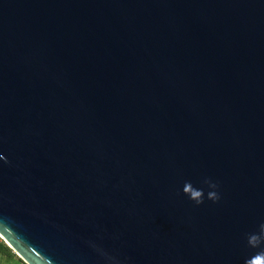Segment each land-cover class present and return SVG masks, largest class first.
<instances>
[{
	"label": "water",
	"instance_id": "1",
	"mask_svg": "<svg viewBox=\"0 0 264 264\" xmlns=\"http://www.w3.org/2000/svg\"><path fill=\"white\" fill-rule=\"evenodd\" d=\"M0 157L27 264L259 257L264 0H0Z\"/></svg>",
	"mask_w": 264,
	"mask_h": 264
},
{
	"label": "clouds",
	"instance_id": "2",
	"mask_svg": "<svg viewBox=\"0 0 264 264\" xmlns=\"http://www.w3.org/2000/svg\"><path fill=\"white\" fill-rule=\"evenodd\" d=\"M2 158V157H0ZM211 187L215 188L216 185H211ZM185 192H189L190 189L188 186L184 189ZM202 193L200 191H192L191 197L196 200V202L202 203V200L200 199ZM208 198L211 199L213 202H216L219 200V195L215 191H211L208 193ZM11 220V217H8L4 215L3 213H0V221H3L5 223L9 222ZM13 231L16 235V237L25 245L28 246L31 242L27 240L23 234V230L18 227L13 228ZM247 243L251 247L259 246L261 243H264V223H261L259 225V231L256 233L248 234L247 236ZM23 264H27V260L25 259ZM47 264H58V262L54 259H49L47 261ZM247 264H264V254H261L259 257L253 258L252 260L247 261Z\"/></svg>",
	"mask_w": 264,
	"mask_h": 264
},
{
	"label": "trees",
	"instance_id": "3",
	"mask_svg": "<svg viewBox=\"0 0 264 264\" xmlns=\"http://www.w3.org/2000/svg\"><path fill=\"white\" fill-rule=\"evenodd\" d=\"M0 255L7 257L9 259L11 258V256H15V254L1 240H0ZM16 259L17 261H20L23 264L21 259L19 258Z\"/></svg>",
	"mask_w": 264,
	"mask_h": 264
},
{
	"label": "rangeland",
	"instance_id": "4",
	"mask_svg": "<svg viewBox=\"0 0 264 264\" xmlns=\"http://www.w3.org/2000/svg\"><path fill=\"white\" fill-rule=\"evenodd\" d=\"M16 258H18L16 255L15 256H11L10 259L0 255V264H22L20 261H17Z\"/></svg>",
	"mask_w": 264,
	"mask_h": 264
},
{
	"label": "built area",
	"instance_id": "5",
	"mask_svg": "<svg viewBox=\"0 0 264 264\" xmlns=\"http://www.w3.org/2000/svg\"><path fill=\"white\" fill-rule=\"evenodd\" d=\"M1 240V239H0Z\"/></svg>",
	"mask_w": 264,
	"mask_h": 264
}]
</instances>
